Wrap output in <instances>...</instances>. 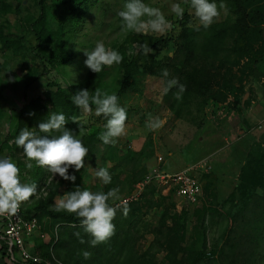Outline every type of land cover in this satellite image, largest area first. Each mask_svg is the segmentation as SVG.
I'll use <instances>...</instances> for the list:
<instances>
[{
	"label": "rangeland",
	"instance_id": "1",
	"mask_svg": "<svg viewBox=\"0 0 264 264\" xmlns=\"http://www.w3.org/2000/svg\"><path fill=\"white\" fill-rule=\"evenodd\" d=\"M16 1L0 0V12L2 10L0 29L8 26L9 37L17 40L0 52V78H2L0 90L6 112L8 108H20L24 103L25 94L28 100L36 98L45 100V92L50 89L48 82H57L64 87L81 82L88 71L84 64L87 58L84 51L93 50L97 41H103L106 47L119 51L127 59L139 52V39L144 34L122 32L121 18L117 15L124 6L121 0H90L85 9L84 20L70 39L69 49L73 54L71 62L51 67L45 76L35 80L25 91L26 79L30 74L28 72L35 68L36 75L39 72L40 61L29 54L23 42L17 37L25 34L29 23L36 18L38 0H28L24 13L19 15L21 20L16 13L3 11L6 5L15 7ZM60 2L61 0L48 1L49 11L52 14L58 13ZM173 3H180L185 8L184 16L191 24L199 23L191 14L189 4L184 3V0H148L147 2L150 6L161 8L166 19L172 22L180 19L171 12ZM216 3L219 9L220 3ZM219 11L220 16L215 21L233 19V15L226 8ZM252 41L256 48L257 45H261V41L257 42L256 38ZM2 45L3 41L0 39V47ZM133 45L136 47L133 48ZM129 49L136 54L129 56ZM154 54L159 61L165 57H172L174 44L154 51ZM103 70H105L104 84L100 89L111 94L122 79V71L115 64L112 67L105 66ZM256 81L257 79L241 73L236 66L225 68L214 87V97L206 107L204 125L198 128L174 115L166 106L162 95L166 87V78L159 76L157 72L152 74L146 67L140 66L131 80V89H128L118 101L126 108L128 119L125 122L124 134L116 138L114 145H106L99 138L105 131L104 126L107 123L105 117L97 120L95 108L94 116L83 117V124L88 126L89 133L97 137L98 151L94 162L90 159L85 160L86 172L82 176V189L95 191L96 184H103L96 177V170L103 167L102 165L112 167L119 164L121 155L128 151H140L145 148L149 153L151 151L153 153L145 157L140 165L134 164L138 162L134 157L132 159L135 161H132L130 166L120 167L129 172L127 190L122 193L120 200L112 204L121 205V212L125 205L120 201L134 192L153 168L162 166L169 170H180L188 164L204 165V168L200 167L198 170L204 187V196L197 205L185 206L179 198L157 192L152 186L146 187L138 200L126 203L129 208L128 214L132 215L134 228L132 254L135 257L151 264H172L169 258L170 248H178V260L182 264H193L194 257L200 255L202 251H205V256L198 264H242L240 259L250 258L253 253L257 256L255 264H264V237H261L257 228L256 244L251 238L255 231L248 227L256 222H249L245 212L233 218L236 211L243 206L244 200L242 201L238 189L244 167L250 160V153L255 154L264 148L257 142V136L260 138L264 134V116L258 115L260 122L257 124V88L249 85V82ZM225 93L227 95L223 99L222 94ZM252 98L256 103H252ZM149 114L153 118H160L159 128L149 130L146 127ZM9 120L8 113L0 117V139H5L15 131L14 125L10 130ZM259 125L261 128H258ZM241 127L249 130L242 137L239 136ZM14 140L15 138L9 139V141ZM5 156H10L20 168L21 182L32 183L36 162L27 161L23 149L19 147L7 149L2 157ZM160 156L163 157V161H159ZM26 162L32 163L33 167L27 168ZM144 168H147L146 173L137 181L131 182L134 177L140 176V171ZM60 179L59 176L56 181ZM65 187L66 184L62 186L54 202L65 194ZM256 189L258 193H262L261 187ZM232 202L238 206L231 205ZM243 214L246 218L242 217ZM44 221L45 219L39 220L40 228L31 240L33 249L39 254H41L39 243L41 241L48 243L51 240L50 233L44 231ZM202 224L205 225V231ZM204 236L207 239L205 250L202 245ZM54 258L56 264L61 263L57 257ZM50 263L55 264L51 260Z\"/></svg>",
	"mask_w": 264,
	"mask_h": 264
},
{
	"label": "trees",
	"instance_id": "2",
	"mask_svg": "<svg viewBox=\"0 0 264 264\" xmlns=\"http://www.w3.org/2000/svg\"><path fill=\"white\" fill-rule=\"evenodd\" d=\"M48 1L38 0L36 2V18L29 23L27 32L17 37L23 42V46H25L29 54L40 61L39 72L36 75L35 68L29 70V75L26 73L28 76L24 75V77L27 76L25 91L29 89L35 80L45 76L51 67L66 65L71 62L73 54L69 49L70 39L84 20L85 9L90 0H61L60 10L55 15L49 11ZM27 2L28 0H17L15 7L6 5V9L3 11L16 13L18 19L21 20L19 15L24 13V7L28 4ZM121 2L125 4L127 0H121ZM144 2L147 3L148 0H144ZM215 2H223L227 11L233 15V19L215 21L207 29L201 26L200 30L197 31L195 25L191 24L187 17L184 16L182 20H174L173 29L164 35L151 32L142 35L139 39V45L147 42L153 51L148 55H144L139 50L134 57L123 59L118 65V68L122 71V79L111 94L115 93L120 99L128 89H131V80L140 66L146 67L152 74L157 72L159 76H162L163 69H167L169 76L166 78V82L168 79L178 78L180 83L186 85V91L183 93L181 101H177L174 98L176 88L168 92L163 91L162 95L166 106L177 117L198 128H202L206 116V107L214 97V87L225 68L236 66L241 73L247 74L255 80L260 78L262 76L260 65L263 64L262 61L264 59V0H215ZM54 17L55 20H53ZM190 25L192 26L190 27ZM9 35L8 26L0 29V39L3 41L0 52H3L8 44H13L17 41L9 37ZM254 38L257 39V42L261 41V45H257V48L252 41ZM170 44H174V55L165 57L160 61L156 59L154 51L166 48ZM104 77L105 70L98 74L88 69L85 78L81 82L74 83L69 87H64L57 82H48L50 89L45 92V100L42 98L28 100L25 94L22 106L20 108H8L7 112L2 103V90H0V117L5 113H10V130L13 125L15 128L11 135H7L5 139H0V157L3 156L7 149L12 150L17 147L14 143L10 144V138H16L14 136L18 135L20 130L25 127L30 129L38 128L39 123L48 119L50 112L56 111L57 113H64L69 118L66 127L77 134H79V126L73 123L70 118L72 116L78 118L84 128V135L81 139L85 146L89 148V154L85 160L90 159L94 162L98 151L96 145L97 137L95 134L89 133L88 126L83 124L82 120L84 116H94V112L84 115L72 103L71 97L78 90L85 88L94 94L95 88L103 86ZM222 95L223 99H225L227 93ZM92 107L94 110L95 105ZM102 117L104 116H98L97 120ZM248 131V129L241 127L239 136H245ZM53 135H59V133H53ZM257 142L264 146V134L258 138ZM151 154H153L152 151L149 153L145 148L140 151H128L121 155L119 164L112 167L102 165L109 170L112 182L108 185L96 184L94 186L95 191L102 190L107 192L111 188L118 187L120 189L119 195L121 196L127 190L129 172L126 169H120V167H128L135 160H138V162H134V164L140 165L143 159ZM134 157L135 160L132 159ZM146 171L147 168H144L140 171V176L134 177L131 182L137 181ZM85 172L86 168H82L78 172L74 168H70L69 174L76 176L75 182L64 180L61 177L60 180H53L50 183L47 196L38 199H34L33 196L29 199L30 202L25 209L26 215L34 214L38 220L45 219L44 231L50 233L51 236V240L48 243L44 241L39 243L40 255L45 261L51 260L53 263H55V256L62 264H151L132 254L134 234L132 215L128 214L125 216L123 211L121 212V208L117 211V215L113 220L116 229L115 234L106 242L100 243L95 247L91 246L90 243L92 236L81 227L80 218L75 213L55 210L54 200L62 186L66 184L65 193L74 191L77 186L81 188L82 176ZM49 175L50 173L46 167L37 166L35 168L32 183L35 182L38 185V191L42 188ZM257 187L262 188L261 194L257 192ZM152 189L158 192L156 186L153 185ZM238 190L241 193L242 201H244L243 206L236 211L233 218L245 212L249 222H256L248 227L255 231L254 236L251 238L257 244V228H259L261 237H264V148L258 150L255 154L250 153V160L247 166L244 167ZM247 191L249 192L247 193ZM116 201H109V203L113 204ZM231 205L238 206L233 202ZM205 212L208 213L206 210ZM242 217L246 218V215L243 214ZM257 221H259L258 225ZM202 225L205 231V225ZM77 232L80 233V237L75 235ZM81 238L85 241L84 243H81ZM253 240H251V244H253ZM202 245L204 247L203 250H205L207 248L206 237L203 238ZM6 250V241L3 239V233H0V264H9L5 261ZM85 250L91 253L89 259H84L81 254ZM178 253V248H170L169 258L172 264H182L178 260ZM199 254L194 257L193 264H198L200 259L205 256V251ZM240 260L242 264H255L257 263V256L253 253L250 258L242 257ZM16 264L24 263L18 262Z\"/></svg>",
	"mask_w": 264,
	"mask_h": 264
},
{
	"label": "clouds",
	"instance_id": "3",
	"mask_svg": "<svg viewBox=\"0 0 264 264\" xmlns=\"http://www.w3.org/2000/svg\"><path fill=\"white\" fill-rule=\"evenodd\" d=\"M189 4L190 12L198 20L195 25L197 31L200 27L207 29L220 16L219 9H224L226 5L221 2L219 9L215 0H184ZM171 12L176 17L183 19L185 8L180 3L171 5ZM117 15L121 18V30L124 33L133 32L136 34H148L149 32L164 35L174 27L172 21L166 19L165 13L159 7H153L145 3L144 0H127L122 10ZM192 25H190L191 27ZM136 46L133 45V48ZM139 50L144 55L153 51L147 42L140 45ZM87 57L85 66L94 73H100L104 67L119 65L124 56L117 50L106 47L103 41H97L93 50L84 51ZM129 49L128 55H135ZM162 76L167 78L169 71L162 70ZM176 88L174 98L181 101L186 85L180 83L178 78L168 79L165 92ZM72 103L77 106L84 115L93 112L95 105V115H103L107 119L105 131L100 135L104 144H115L116 138L125 132V122L128 119L127 110L119 104V97L115 93L109 94L100 88H95L94 94L88 89H80L71 97ZM32 115V113H30ZM70 120L78 124L79 134L66 127L69 118L62 112L52 111L48 119L39 123L38 128L25 127L20 130L14 141L17 147L23 149L27 161H35L38 167H46L51 174L48 183L59 174L64 180L75 182L76 176L69 174V169L74 168L80 171L85 168V158L89 154V148L85 146L81 137L84 135V128L76 116ZM161 126L159 117L153 118L149 114L146 127L155 130ZM38 129V131H37ZM59 133V135H53ZM26 167L31 169L33 164L26 162ZM104 185L111 184L112 176L107 168H98L95 172ZM38 185L33 183H22L20 179V168L13 162L10 156L0 157V216H14L20 209L22 203L27 202L35 196ZM120 189L118 187L105 191H91L87 188L76 187L74 191L65 193L62 198L54 202L56 211H66L75 213L80 218V225L84 231L92 236L91 246L106 242L115 234V224L113 220L121 205H112L109 201L120 200ZM124 202L123 214L128 215L129 208ZM80 237V233H76ZM85 241L81 238V243ZM84 259H89L91 253L82 251ZM39 264V258H35Z\"/></svg>",
	"mask_w": 264,
	"mask_h": 264
},
{
	"label": "built area",
	"instance_id": "4",
	"mask_svg": "<svg viewBox=\"0 0 264 264\" xmlns=\"http://www.w3.org/2000/svg\"><path fill=\"white\" fill-rule=\"evenodd\" d=\"M159 161H163V157L160 156ZM200 167L204 168V165L188 164L180 170H169L162 166L155 167L145 175L135 191L125 196L120 202L124 204L125 201L127 203L136 201L146 187L154 185L159 192L166 195L172 194L174 197L179 198L185 206L197 205L202 201L204 196V187L198 174ZM50 175L47 177L42 188L34 196V199L47 196L50 185L47 181ZM57 178H59V175H56L51 182ZM29 202L30 200L22 203L19 211L14 216H0V229L3 233V239L7 244L5 261L9 264H16L18 262L37 264L35 258H39V264H51L50 260L45 261L33 249V245L31 244V238L36 235L40 224L34 214L30 216L26 215L25 209Z\"/></svg>",
	"mask_w": 264,
	"mask_h": 264
},
{
	"label": "crops",
	"instance_id": "5",
	"mask_svg": "<svg viewBox=\"0 0 264 264\" xmlns=\"http://www.w3.org/2000/svg\"><path fill=\"white\" fill-rule=\"evenodd\" d=\"M260 68L262 71V76L258 78L256 82H249V85H252V87L257 88V112H258L257 124H259L260 122V119H258V115L262 116L263 114L264 116V63L260 65ZM252 103H256V100L253 98H252ZM258 128H261V125H259ZM257 141H258V136H257ZM0 233H2L1 229H0ZM33 239L34 237L31 238V240Z\"/></svg>",
	"mask_w": 264,
	"mask_h": 264
},
{
	"label": "water",
	"instance_id": "6",
	"mask_svg": "<svg viewBox=\"0 0 264 264\" xmlns=\"http://www.w3.org/2000/svg\"><path fill=\"white\" fill-rule=\"evenodd\" d=\"M246 97H247V95H246Z\"/></svg>",
	"mask_w": 264,
	"mask_h": 264
}]
</instances>
